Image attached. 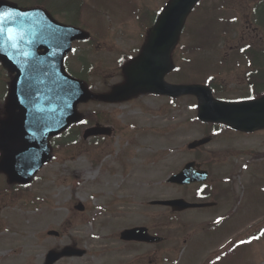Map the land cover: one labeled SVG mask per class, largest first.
Returning <instances> with one entry per match:
<instances>
[{
    "label": "rangeland",
    "instance_id": "1",
    "mask_svg": "<svg viewBox=\"0 0 264 264\" xmlns=\"http://www.w3.org/2000/svg\"><path fill=\"white\" fill-rule=\"evenodd\" d=\"M167 1L85 0L81 27L91 34L92 43L74 45L69 65L79 73L76 59L87 56L92 70L85 81L93 92L107 93L123 83L120 62L136 57L148 34L138 19L140 10L154 12ZM256 1H204L187 23L177 68L166 80L183 84L214 78L212 84L221 91L216 98H249L245 76L250 68L241 49L262 46L259 33L248 34L246 28ZM154 20L155 14L150 13L146 24ZM200 39V52L188 53ZM100 111L104 117L93 125L112 127L111 137L84 141L85 127L75 128L80 136L77 144L68 151L53 152V161L26 189L9 186L1 176L0 264H44L50 250L66 246L86 254L56 264H151L156 260L161 264H264V238L243 245L264 226V208L259 214H253L254 209L250 213L251 205L264 206L259 204L260 196H255L259 189L248 187L253 176H264L260 167L264 132L232 136L222 129L212 144L195 154L187 145L208 131L207 125L196 121L195 98L147 95L118 104L96 101L79 107L84 120ZM149 139L165 142L148 144ZM195 159L205 163L216 188L222 183L221 188L233 186L237 198L244 195L235 225L224 233L219 232L224 226L212 232L206 229L235 213L234 201L222 200L216 209L190 211L175 218L166 209L150 206L153 200L195 201L199 186L180 188L167 183L169 176ZM255 183L264 188L263 179ZM80 202L86 207L84 212L75 210ZM135 226L167 236V248H158L155 257L154 248L121 242L120 232ZM48 230H58L60 238L48 237ZM233 245H240L238 253L226 257Z\"/></svg>",
    "mask_w": 264,
    "mask_h": 264
},
{
    "label": "water",
    "instance_id": "2",
    "mask_svg": "<svg viewBox=\"0 0 264 264\" xmlns=\"http://www.w3.org/2000/svg\"><path fill=\"white\" fill-rule=\"evenodd\" d=\"M201 0H171L152 29L141 55L125 68L127 81L108 95L95 96L86 85L71 77L65 68V57L72 43L85 41L90 35L73 26L56 21L43 9L24 10L16 4L0 0V62L16 74L10 85L5 106L7 117L0 120V173L9 183L26 185L51 160L49 138L61 134L81 121L77 108L93 99L115 103L140 94L152 93L196 96L199 119L205 123H223L242 132L264 129V97L242 103H225L214 99L209 88L200 85H170L165 77L173 69L172 53L184 24ZM11 37L12 39H9ZM100 126L87 130L84 138L110 135ZM211 138L189 145L196 150ZM208 173L189 163L169 182L189 185L205 182ZM171 207L174 212L211 207L213 204H190L183 199L155 202ZM83 210V206L78 207ZM49 235L58 236L56 232ZM125 241L154 243L161 239L149 235L145 228L126 230ZM83 255L66 248L62 253L50 252L46 264H54L64 256Z\"/></svg>",
    "mask_w": 264,
    "mask_h": 264
},
{
    "label": "trees",
    "instance_id": "3",
    "mask_svg": "<svg viewBox=\"0 0 264 264\" xmlns=\"http://www.w3.org/2000/svg\"><path fill=\"white\" fill-rule=\"evenodd\" d=\"M57 0H16L20 5L26 6V5H35V6H41L47 9L49 12H51L53 15L58 16L65 20L68 24H72L75 26H79L81 23V15L82 10L84 7V0H64L62 3L58 4L56 2ZM260 11L257 12V20H259ZM263 16V14H262ZM257 26H260L262 29H264V20L261 18L260 20L256 22ZM78 62L83 63L84 73L81 75H84L87 73V63L85 58L80 57L78 59ZM3 70L0 66V80L3 75ZM5 89L4 87L0 86V91L3 92ZM71 143H63V145H70Z\"/></svg>",
    "mask_w": 264,
    "mask_h": 264
},
{
    "label": "bare ground",
    "instance_id": "4",
    "mask_svg": "<svg viewBox=\"0 0 264 264\" xmlns=\"http://www.w3.org/2000/svg\"><path fill=\"white\" fill-rule=\"evenodd\" d=\"M161 142H165V141H162V140L154 141V140H151V139H149V140L147 141L148 144H149V143H156V144H158V143H161Z\"/></svg>",
    "mask_w": 264,
    "mask_h": 264
},
{
    "label": "snow or ice",
    "instance_id": "5",
    "mask_svg": "<svg viewBox=\"0 0 264 264\" xmlns=\"http://www.w3.org/2000/svg\"><path fill=\"white\" fill-rule=\"evenodd\" d=\"M3 31H5V30H3V29H0V32H3ZM9 39H12L11 37H9ZM73 51H75V50H73ZM217 223H219L220 221L219 220H217L216 221ZM262 235H264V233H262ZM254 239H258V237H254Z\"/></svg>",
    "mask_w": 264,
    "mask_h": 264
},
{
    "label": "flooded vegetation",
    "instance_id": "6",
    "mask_svg": "<svg viewBox=\"0 0 264 264\" xmlns=\"http://www.w3.org/2000/svg\"><path fill=\"white\" fill-rule=\"evenodd\" d=\"M165 242H166V239H165ZM165 242H164V243H165ZM143 246H148V245H143ZM156 246H158V245H156ZM148 247H154V246H148ZM158 262H159V261H157L156 263L158 264Z\"/></svg>",
    "mask_w": 264,
    "mask_h": 264
}]
</instances>
